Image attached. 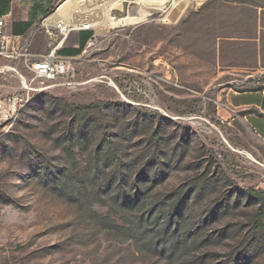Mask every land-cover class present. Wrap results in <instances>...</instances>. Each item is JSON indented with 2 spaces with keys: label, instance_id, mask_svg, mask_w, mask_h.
I'll return each instance as SVG.
<instances>
[{
  "label": "rangeland",
  "instance_id": "374dc122",
  "mask_svg": "<svg viewBox=\"0 0 264 264\" xmlns=\"http://www.w3.org/2000/svg\"><path fill=\"white\" fill-rule=\"evenodd\" d=\"M36 1L46 16L67 0ZM111 14L40 90L0 60L17 70L0 99L28 93L0 120V264H264V143L219 113L229 88L264 87V0Z\"/></svg>",
  "mask_w": 264,
  "mask_h": 264
},
{
  "label": "crops",
  "instance_id": "0c3cea01",
  "mask_svg": "<svg viewBox=\"0 0 264 264\" xmlns=\"http://www.w3.org/2000/svg\"><path fill=\"white\" fill-rule=\"evenodd\" d=\"M69 1L63 2L56 11L60 10ZM48 9V4L39 5L36 0H0V16L6 18V33L9 36L20 37V40L11 44L12 50L20 49L22 45L28 42L29 49L33 53H45L49 50L48 45L51 42V37L48 30H54L55 32H58V30L54 26L46 27L43 25L44 21H47L48 17L56 12L45 16ZM68 16L66 15L64 18H58L54 21L67 20ZM71 16L76 18L75 15ZM94 36L95 32L93 30H72L59 50L60 55L69 57L72 60L78 59L83 55L89 41ZM33 43L35 46L40 43L41 49L33 51ZM0 60L23 62L22 59L6 57H2ZM2 66H6V64ZM219 110L224 119H240L248 130L264 143V87L241 90L229 88L224 95L223 102L219 104Z\"/></svg>",
  "mask_w": 264,
  "mask_h": 264
},
{
  "label": "built area",
  "instance_id": "2783aa9c",
  "mask_svg": "<svg viewBox=\"0 0 264 264\" xmlns=\"http://www.w3.org/2000/svg\"><path fill=\"white\" fill-rule=\"evenodd\" d=\"M44 26H54L58 32L48 30L51 37L49 50L45 53H33L29 49V42L22 45L20 49L12 50L11 44L20 40L19 36H9L6 33V18L0 16V58L22 59L26 69L33 74L31 81L23 74L19 73L22 79L23 90H40L32 86V81L37 78L42 80H55L68 74L72 64V59L60 55L59 50L68 34L74 29H87L96 31L87 19L77 21L73 16L67 20H58L54 22L44 21ZM59 36H61L59 38ZM95 36L89 41L88 47L93 44ZM6 69L16 70L14 66H2L0 71ZM17 71V70H16ZM25 82V83H24ZM26 91L18 92L14 95L0 99V120L12 118L23 107L27 101Z\"/></svg>",
  "mask_w": 264,
  "mask_h": 264
},
{
  "label": "bare ground",
  "instance_id": "6f19581e",
  "mask_svg": "<svg viewBox=\"0 0 264 264\" xmlns=\"http://www.w3.org/2000/svg\"><path fill=\"white\" fill-rule=\"evenodd\" d=\"M121 2H122V0H86V2L83 4H79L77 2H67L60 10L56 11L54 14H52L50 17H48L47 21H54L55 19H58V18H64V17H66V15L68 13H71V14L73 13L72 15H75L76 13L82 14V12H84V11L90 12V11H94V10L100 8L101 10H103L102 11L103 15L100 19H98V21L88 20V19L87 20L94 27L99 26V25H103L106 21L109 20V18H113V15L111 14L112 8L114 6L120 4ZM85 4H87V5H85ZM85 6H87V9H85ZM75 16L77 18V21L82 20L81 16H78V17H77V15H75Z\"/></svg>",
  "mask_w": 264,
  "mask_h": 264
},
{
  "label": "trees",
  "instance_id": "16d2710c",
  "mask_svg": "<svg viewBox=\"0 0 264 264\" xmlns=\"http://www.w3.org/2000/svg\"><path fill=\"white\" fill-rule=\"evenodd\" d=\"M263 215H264V214L261 213V212L258 213V215H257L256 218H255V221L257 222V224L261 222L260 219L262 218Z\"/></svg>",
  "mask_w": 264,
  "mask_h": 264
}]
</instances>
